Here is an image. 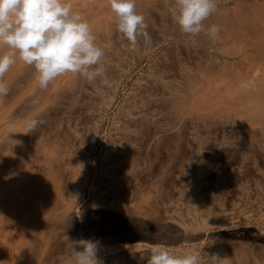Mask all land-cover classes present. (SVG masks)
<instances>
[{"label": "bare ground", "instance_id": "6f19581e", "mask_svg": "<svg viewBox=\"0 0 264 264\" xmlns=\"http://www.w3.org/2000/svg\"><path fill=\"white\" fill-rule=\"evenodd\" d=\"M173 3L174 0H136L137 11L148 18L147 20H150L146 21V28L154 29L153 32L156 33H154L155 36L153 34L152 36L148 35V32L147 35H140L134 50H130L129 42L116 30V24L113 20L105 19L90 22L95 42L105 53L102 60L105 68L104 77L90 83L79 74L67 73L59 76L49 84L47 89L38 88L39 90L37 89L33 96L26 98L21 105L7 112V117L0 118V183L10 178L15 172L14 170L18 169L24 162L21 153L23 155L25 150L32 154H34L33 152L40 154H37L38 159L34 155L29 156L28 161L32 162L34 158L37 159L38 167L36 170L38 172H35L34 177L39 173L40 180L44 185L48 184L50 180L58 179L60 182L63 175L66 176V181L71 179L70 201L67 203L59 201L53 195L54 192L52 194L45 187L40 191L44 199L38 210L40 209V213L42 211L41 216L45 225L55 222L65 226L72 221V224H76L71 206L76 196L83 193L82 189H84L88 179L86 168L88 152L98 141V135L110 109L114 107L113 105L117 101L120 89H123L125 79L133 73L132 71L140 62L147 63V71H143L145 73L142 74L143 76L134 77L132 84L130 83L129 88L121 97L122 99L116 108L117 111L111 117L112 123L110 125L112 127L108 130L109 132L106 131V149L101 154L102 169H106V172L109 169L110 172H108L116 179L115 175L120 169L141 167L144 170V165L153 163L162 155L166 157L167 162L174 156L172 150L179 151V149L187 146L190 149L189 141L196 143L193 141V136L194 134L197 135L199 130L212 135L213 140L210 141L209 137H206V140L209 139L208 141L212 143V149L216 152L219 151L223 156L229 150L232 153V150L237 149L241 154H238L240 156L239 162L249 160L248 158L251 157L248 154L251 152H258L264 161V0H219V10L206 21L208 25L220 26L221 31L216 38H209L204 34L199 36L183 34L171 18L170 8ZM82 14L85 17L89 14V10H85ZM157 50L160 51L158 55L155 54ZM32 73V71L26 73L25 79L24 76L22 79L15 78L17 70L13 64L3 78L10 89L6 96H2V103L19 96L14 101V104H17L23 96L20 91L25 85H28L25 80L30 79ZM26 113L28 114V121L37 116L35 120L40 122L37 128L31 130L27 125L23 132L16 130L19 128L10 129L8 121ZM108 118L111 120L110 117ZM200 134L201 136H197L202 142L205 134L201 132ZM189 137L192 139L189 140ZM200 141L197 140V146L194 144L195 150L199 152L202 149L205 150V148H201L203 145L201 146ZM18 142L19 145L16 147L21 148L18 150V154L14 155L13 153L14 156H11V152V154L8 153V155L10 154L8 157L6 152L9 151H2L13 148L14 144H18ZM84 142H86V150L85 147L84 150L81 147ZM207 150L205 151L208 152ZM150 152L151 154H148ZM208 153L211 155L212 151ZM219 153L218 158H220ZM256 153L253 154L256 155ZM197 155L195 154V156ZM229 155L228 157H230ZM232 155L231 157L235 156ZM208 156L206 157L208 158ZM251 156L253 155L251 154ZM72 157L77 159L75 165L71 164ZM255 158L254 160H257ZM174 159L176 160V158ZM182 159L181 157V161ZM198 159H200V155ZM201 159L200 167L206 165V160ZM188 160L193 163L190 158ZM181 161L180 163H182ZM242 164L244 166L245 163ZM242 164L240 165L242 166ZM111 178L113 177L111 176ZM30 179L29 184L27 183L29 188L34 184V178ZM22 185L24 186V184ZM18 187L19 185H17ZM22 189L25 190L24 187ZM17 190L19 191V189ZM9 191L6 189L4 192L2 190L4 194L1 192L2 197L0 198H4L0 199V212L4 209L5 212L8 210L6 208L7 196L4 195ZM18 191H13L12 194L18 195ZM105 191L108 193L107 190ZM123 191L127 192L125 187L121 194L126 198ZM106 192L105 194L108 195ZM101 193L103 194V191ZM116 195L118 194L113 195L115 201L111 200V202L120 201H116ZM7 207L10 206L7 204ZM1 216L0 214V255L7 259L10 247L16 241H12V238L7 240L5 237L3 223L7 225L4 221L8 217L4 216L6 218L1 220ZM193 218L195 219V217ZM210 218H213L215 224L216 217ZM7 221L9 222V220ZM197 222L195 219L189 224L190 228L196 232L200 225ZM260 224L264 231V215ZM203 226L205 227V224ZM182 230L185 229L182 228ZM188 230L187 228L186 232L183 231L184 234L181 232L183 237L180 238L186 240L192 238L191 235L193 234H188L191 232ZM131 236L130 238L134 240L133 243H121L120 246L126 245L125 249L115 253L112 259L105 260L101 264H111V260H115L113 264H118L116 263L117 256L121 257L122 260H119L121 261L119 264L127 263H124L123 260H130L132 262H129L132 264H147V260L150 258V250L156 243L142 242L143 238L141 239V237L143 235L141 234L135 233ZM199 236L201 235H196L197 239ZM257 236L259 235L257 234ZM21 239L17 240L20 241ZM105 239L107 240V238ZM156 239L158 238L156 237ZM179 240L181 239L178 238V240L171 242L175 244ZM24 241L25 245L27 239ZM144 244L146 247L142 248ZM28 245L29 243L25 247L28 248ZM21 246L23 247V245ZM234 246L237 247L233 245L230 248L233 252L232 255L234 252L238 253L236 250L240 248L238 246L233 251ZM31 248L34 250V247L31 246ZM230 249H227L228 252ZM219 250V253L217 252L218 254L215 255L220 259L219 264H233L229 260L233 258L230 257L231 254H227L229 255V259H227L225 250ZM236 253V258H238L237 255L239 256V254ZM141 256L147 259L142 260ZM17 257H21V254ZM240 257L242 259V255ZM235 261L234 263H236ZM237 262L248 264L243 260ZM258 262L261 263V261ZM208 263L213 264V259L203 264Z\"/></svg>", "mask_w": 264, "mask_h": 264}, {"label": "rangeland", "instance_id": "374dc122", "mask_svg": "<svg viewBox=\"0 0 264 264\" xmlns=\"http://www.w3.org/2000/svg\"><path fill=\"white\" fill-rule=\"evenodd\" d=\"M66 2L72 5L73 10H79L81 12L89 10V14L85 16V19L88 21V23L105 19H111L115 21V16L110 9L108 0H66ZM147 19L148 18H146V21H150ZM145 29L142 35H147L148 32V35L152 36L153 34V36H155L154 33L156 32H153L154 29ZM10 51V49L5 47L0 49V55L9 53ZM156 53L158 55L160 51L157 50L155 54ZM15 59L16 62L14 66L17 70V75L15 78L22 79L24 76L25 79L26 73L31 71L33 72V75L30 79L27 78L25 80L28 85H25L22 91H20V93H23V96L17 104H14V101L19 96L13 99H8L4 103H2L3 99L2 96H0V118H4L7 112L14 110L16 107L21 105L22 101H25L26 98L33 96L36 93V90L39 88L34 67L23 63L19 59L18 53L15 54ZM146 67V62H140V64L136 65L132 71L133 73L127 76L128 78L125 79V83L123 84L124 90L120 89L117 101L113 105V109H110V114L108 113V120L106 119L100 134L98 135V141L88 152V162L86 166L88 179L84 189H82L83 193L79 196H76L71 206V212L75 216L74 219L76 220V224H72L73 221L65 226L55 222L49 223L50 225L47 224L48 226L43 223L41 216L42 211L40 213V209L38 210V207L42 206V200L44 199L40 191L45 187V189L50 191L52 194L54 192L53 195H55L59 201L67 203L70 201L69 195L71 192V179L69 180L70 182L66 181V176L63 175L62 178H60V182L58 179L55 181L50 180L48 184L44 185V183L40 180L41 178L39 177V173V175L36 174L34 177L35 172H38V170H36V167H38V162H36V160L40 154L35 152L32 154L28 150L24 151V156L21 153V157L25 163L23 162L18 169L16 168L14 170L15 172H13L10 178L0 183V197H2V193L6 189H8V191L11 189V192L9 191L7 194L5 193L6 195H4L7 196L6 208L8 210L6 209L7 212H5L4 209L0 212L2 215L1 220L5 219L6 217L9 218L5 219L4 221L7 223V225L3 223L4 235L7 240H11L12 238V241H16L14 242L15 244L10 247V251L8 253L9 257H7V259L0 255V264H65V261L73 253L71 241H78L81 239L97 242V259L103 263L105 260L107 261L108 259H112L115 253H119L121 250L125 249L124 247L126 245L120 246L121 243H133L134 240L130 237H132L131 235H134L135 233L143 235L141 237V239H143L138 240L149 244H159L163 247H166L174 255L184 253H198L201 256V264L210 262L212 260L211 257L219 253V249V251L225 250L224 253H226V255L228 253L229 255L231 254L230 257L233 258L229 259V255H227V259L231 260L233 264H239L237 262L239 260H243L248 264H264V231L260 226V220L264 215V161L258 152H251L248 154L249 157H251L248 158L249 160L246 162H239V155H241L239 150H232V153L230 152L231 150H229L227 153L230 155L226 153L227 157L228 155L230 157L233 156L232 154L235 155V158L228 157L230 159L229 160L226 155L223 156V154H220L219 151L216 152V150L212 149V143H210V141L214 139L211 137L212 135L199 130L197 133L198 136H201L200 132L205 134L203 135L202 142L195 134L193 136V141H196V143H198L197 140L200 141L201 146H204L201 148H205V150H207L210 145V148L207 151H212L211 155L203 149L200 152L195 150L197 146L196 143L189 141L190 149H188L189 147L187 146L188 148L184 147L183 149H179V151L184 152H179L175 149L172 150V154L174 156H172V159L167 161L168 163L166 162V157L161 154L162 156L159 157L160 159L157 158L156 161L148 164L149 166L144 165L143 167L146 168H144V170L141 167H128L125 169H120V171L118 170L115 175L116 179L109 173V169V172H106V169H102L101 154L102 151L106 149V131L112 127V125H110L112 123L111 117L117 111L116 108L122 99L121 97H123L125 90L129 88L130 83L132 84V81L135 79L134 77L143 76L145 74L143 71H147ZM108 117H110L111 120ZM34 118L37 119V116ZM8 122L10 129L19 128L16 130L23 132L24 128L29 122L28 114L26 113L24 115H20L16 119ZM206 137H209L210 141H208L209 139L206 140ZM191 139L192 137H189V140ZM17 145H19V142L18 144H14V147L11 146L14 149L8 148L2 151H9L6 152L7 155L8 153L11 154L12 152L11 156H14L15 154H18L19 149L21 150V148L18 149L16 147ZM206 145H208V148H206ZM81 147L83 150L85 147L86 150V142H84ZM218 153L220 158H218ZM253 153H256V155ZM148 154H151V152ZM195 154L197 156H195ZM251 154L253 156H251ZM32 155H34L37 159L34 158L32 162L28 161V157H31ZM199 155L200 159H198ZM180 156L183 158L182 161ZM206 156H208V158ZM257 156L260 157V160ZM254 157H256L255 159L257 160H254ZM174 158H176V160ZM189 158L190 160H193L194 164L191 161L189 162ZM201 158L206 160V165L204 164L202 167H200L202 160ZM76 160L77 159L72 157L71 164L75 165ZM226 160L229 161L227 162ZM176 161L179 162L176 163ZM180 161L182 163H180ZM221 161L226 162L223 163ZM161 163L162 165H159ZM165 163L167 164L163 165ZM239 163L245 164L244 166L243 164L241 166ZM139 168H141L142 171ZM29 174L30 177L28 179ZM111 176L113 178H111ZM30 178H34V184H32L33 187L31 185L29 188L28 184L29 180H31ZM22 184H24V186ZM17 185H19L18 188ZM23 187L25 190L27 188V190H23ZM124 187L128 192L125 193L123 191V194H125L126 198H124V195L121 194ZM17 189L22 192L20 193ZM104 190L108 191V193L105 191L108 195L105 194ZM13 191H18V195L15 196L12 194ZM102 191L103 194H100ZM109 191L113 194H111ZM115 193L118 194L115 197L116 201H120L111 202V200L115 201L113 197V195L115 196ZM7 204L10 206L9 208L7 207ZM212 215L215 216L217 220L222 222L220 223L216 220V223L214 224V221L212 220L213 218H210L213 217ZM193 217H195V219L200 223L199 228L197 229V232L200 233H197L195 230L190 228L189 224L195 220ZM160 218L163 219V222L162 219L160 220ZM7 220H9V222ZM204 224L205 227L203 226ZM186 226L191 231L190 232L188 230V232H190L188 234H193L191 235L192 238L189 240L187 239L188 241L186 239L180 238L183 237L184 232H186ZM181 227L185 230H182ZM198 234L201 236H199L197 239L198 236L196 237V235ZM257 234L259 236H257ZM156 237L159 239V241L156 239ZM19 238L22 239L18 241ZM105 238H107V240ZM178 238L181 240H179L178 243L172 244V242L178 240ZM24 239H27L28 241H26L25 245ZM169 239H172L173 241L171 240V242ZM19 242H21L20 244L23 245V247L19 244ZM27 243L30 245H28L29 250L27 247H25L27 246ZM233 245H238L240 247L237 249L238 246H234L232 250L235 251L237 249L236 251H238V253L234 252L233 255H235V253L239 254V256L237 255L238 258L242 255V259L241 257L238 259L236 258V255H232L233 252L230 248L233 247ZM31 246L34 247V250H32L33 248H31ZM144 247H146L145 244L142 245V248ZM228 248L230 249L229 252L227 250ZM241 248L244 249H242L244 251L243 254L242 250H239ZM76 250L80 251L82 249L78 247ZM30 251H35L32 252L35 256ZM248 252L250 253L249 255ZM19 253L21 254V257H17L18 255L20 256ZM22 253L26 254H23V256ZM250 255L253 259L250 257ZM117 257L116 263L119 264V262L122 260L121 257ZM144 259L146 260L147 258ZM257 260L261 261V263ZM114 261L115 260H111V264H113ZM129 261L130 260H123L124 263L127 262L126 264H132L130 263L132 261ZM234 261L236 263H234Z\"/></svg>", "mask_w": 264, "mask_h": 264}, {"label": "clouds", "instance_id": "9594fccd", "mask_svg": "<svg viewBox=\"0 0 264 264\" xmlns=\"http://www.w3.org/2000/svg\"><path fill=\"white\" fill-rule=\"evenodd\" d=\"M108 3L116 30L134 50L147 27L145 16L137 11L136 0ZM218 10L219 0H174L170 13L183 34L216 38L220 26L208 25L206 21ZM5 47L11 51L0 55V96L9 92L3 78L15 64L16 53L23 63L34 67L41 90L67 73L79 74L90 83L105 75L104 50L95 42L82 12L73 10L66 0H0V49ZM39 123L31 120L28 127L35 130ZM71 246L73 253L65 264H101L97 259V242L81 239L71 241ZM78 247L82 250H76ZM211 258L213 264H219L217 256ZM147 264H201V257L198 253L174 255L166 247L154 245Z\"/></svg>", "mask_w": 264, "mask_h": 264}]
</instances>
